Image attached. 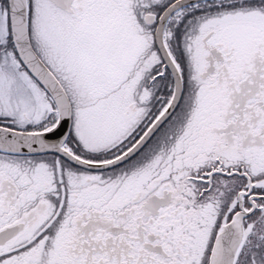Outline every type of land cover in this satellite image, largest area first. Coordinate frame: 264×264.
Returning a JSON list of instances; mask_svg holds the SVG:
<instances>
[{
	"label": "snow or ice",
	"instance_id": "6c2138e0",
	"mask_svg": "<svg viewBox=\"0 0 264 264\" xmlns=\"http://www.w3.org/2000/svg\"><path fill=\"white\" fill-rule=\"evenodd\" d=\"M0 264H264V0H0Z\"/></svg>",
	"mask_w": 264,
	"mask_h": 264
}]
</instances>
